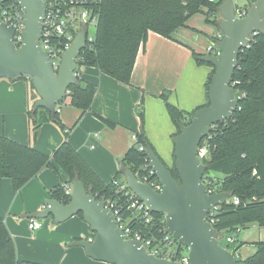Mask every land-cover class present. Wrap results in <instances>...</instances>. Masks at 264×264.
<instances>
[{
  "label": "trees",
  "instance_id": "trees-1",
  "mask_svg": "<svg viewBox=\"0 0 264 264\" xmlns=\"http://www.w3.org/2000/svg\"><path fill=\"white\" fill-rule=\"evenodd\" d=\"M9 3L14 2L9 0ZM218 6L219 2L212 0H101L100 4L92 6L98 14L94 40L80 52L77 63L79 67H94L102 74L128 85L136 57L139 50H144L149 32L169 39L176 30L187 27L189 18L203 8L207 9V22L218 27ZM250 6L248 4L244 8L248 9ZM211 15H214L212 20ZM206 39L212 41L214 37L207 36ZM200 55L193 53L196 64L211 68L205 83L207 96L214 68L200 61ZM237 60L238 65L231 79L238 102L237 109L230 119L214 125L200 145L206 142L208 149L206 158L202 159L206 167L203 178L208 177L214 181L216 192H227L231 199L238 200L236 205L230 199L219 206L213 224L219 238H226L252 223L264 227V35H255L248 47L239 52ZM76 77L77 81L68 88L66 98H69L72 107L84 114L91 107L96 86L83 81L79 76ZM24 78L20 76L16 79ZM26 79L29 88L33 89L31 80ZM161 98L176 129L173 140L178 135V125H187L197 109L208 105L207 97L204 106L185 113L170 104L166 95ZM27 118L31 139L29 144H21L0 136V181L4 178L10 179L13 188L19 190L46 168L60 180L50 191V198L62 204L66 205L70 201V195H65L64 185L71 184L75 179L98 200L102 197L115 198L117 194L111 183H104L67 140L51 155L32 146L43 124L53 123L62 129L58 112L51 115L46 109L38 108L34 112L31 108L27 111ZM98 118L110 127L115 125L107 119ZM135 135L136 142L132 141L120 161L118 176L123 177L126 169L134 175L142 174L143 167L147 164L145 154L138 150V146L142 144L147 147L149 143L142 134ZM174 159L173 154L172 166L167 168L180 183L174 169ZM150 216L148 225H144L142 221L131 220L129 226L134 230L162 237L165 231V215L151 213ZM78 217L82 219L81 214ZM227 245L230 248H224L235 254L243 243L236 239L234 243ZM255 246L256 252L253 255L244 260L236 258L235 263L264 264V241L257 242ZM179 248L180 246L177 249ZM0 264H20L13 239L1 218Z\"/></svg>",
  "mask_w": 264,
  "mask_h": 264
},
{
  "label": "crops",
  "instance_id": "crops-1",
  "mask_svg": "<svg viewBox=\"0 0 264 264\" xmlns=\"http://www.w3.org/2000/svg\"><path fill=\"white\" fill-rule=\"evenodd\" d=\"M206 13L207 9L203 8L193 15L187 27L179 28L169 39L149 32L128 85L94 67H79L77 75L96 86L90 109L83 114L69 104L67 97L57 108L62 129L53 123L43 124L32 146L51 155L67 140L98 177L110 183L114 178H124L118 176L120 161L131 146L132 135L142 134L153 152L171 167L172 136L176 129L161 96L166 95L170 104L185 113L206 104L205 83L211 68L196 64L193 57V53L202 54L207 36L219 32L218 27L207 22ZM197 35L202 37L201 41ZM37 99L26 78L0 79V136L29 144L27 111ZM98 117L115 125L110 127ZM59 183V178L46 168L19 190L13 188L10 179L0 181V218L13 239L18 261L20 264H106L90 259L81 247L72 245L76 239L93 238L87 224L78 216L61 224H54L50 217H34L45 208L50 191ZM30 220L40 221L41 228L29 230ZM247 230L237 237L243 245L235 252V259L244 260L253 255L255 244L264 241V227L252 223Z\"/></svg>",
  "mask_w": 264,
  "mask_h": 264
},
{
  "label": "water",
  "instance_id": "water-1",
  "mask_svg": "<svg viewBox=\"0 0 264 264\" xmlns=\"http://www.w3.org/2000/svg\"><path fill=\"white\" fill-rule=\"evenodd\" d=\"M14 1L23 9L21 42H14L13 29L0 19V79L29 78L38 96L33 111L43 108L54 115L57 106L68 95V88L77 81V58L85 47L86 32L79 31L54 70L51 59L39 43L44 1ZM218 12V29L223 36L216 44L221 54L216 57L201 54L199 58L214 68L207 91L208 105L197 109L187 125L179 124L178 135L174 138V169L180 183L149 146L145 147L144 154L161 191L139 182L130 170L123 173L128 188L148 211L165 215V233L187 248L188 264H236L235 255L219 245L217 231L206 221L207 212L227 202L230 196L227 192L205 193L202 179L206 167L197 156V150L212 127L230 119L236 111L238 102L231 79L238 65V54L248 47L253 36L264 35V0H255L242 18L235 15L234 0H219ZM78 214L82 215L93 238L76 239L72 245L81 247L94 261L106 264H181L149 255L139 241L126 239L117 227L113 213L87 192L78 179L71 183L68 204L50 198L45 208L34 217H50L54 224H61Z\"/></svg>",
  "mask_w": 264,
  "mask_h": 264
},
{
  "label": "built area",
  "instance_id": "built-area-1",
  "mask_svg": "<svg viewBox=\"0 0 264 264\" xmlns=\"http://www.w3.org/2000/svg\"><path fill=\"white\" fill-rule=\"evenodd\" d=\"M45 3L44 14L41 18V34L39 43L43 51L49 56L53 64L54 70H57L61 55L70 48L73 40L79 31L86 32L85 47L90 45L94 40V35H89V29L96 30L98 22V14L92 9V6L100 4L101 0H43ZM213 1V0H212ZM13 4L9 0H0V19L3 23L10 26L14 31V42L20 43V33L23 30L22 19L23 9L13 0ZM255 0L250 1L252 5ZM243 6L234 4L235 15L242 18L246 14ZM264 16V14H263ZM222 33L219 31L214 36L212 41L207 40L203 48V55L219 56L221 54L216 42L221 40ZM254 37V36H253ZM253 39V38H252ZM84 47V48H85ZM78 60V58H77ZM76 73V72H75ZM76 76L77 73H76ZM58 111V110H57ZM137 136L132 135V141L136 142ZM201 145V143H200ZM198 147L197 156L200 161L207 156V144L203 143ZM93 148V146H91ZM138 150L144 152L145 147L140 144ZM147 164L143 167V173L135 175L139 182L151 186L155 191L160 192L161 187L158 180L154 176V172L149 165V161L145 157ZM138 176V177H137ZM205 185V193L212 195L217 193L214 186V181L208 177L202 179ZM111 185L115 188L117 194L115 198L102 197L99 199L104 203V207L110 210L115 216L117 227L123 231L126 239L139 241L145 252L157 258L179 262L181 264H188L187 256L181 253L183 247L179 245L178 241L165 233L158 238L155 235H149L146 231L134 230L129 226L131 220L142 221L144 225L150 224V212L145 204L140 201L128 188L124 178H114ZM65 195L71 194V184L64 185ZM231 198L227 201H229ZM233 204H238L236 198L231 199ZM218 207L207 212L206 221L212 226L214 224V216L218 211ZM41 228V222L37 220H30L28 224L29 230H38ZM239 231V230H237ZM226 242L232 244L235 242V236H228L225 238ZM178 244L179 250L173 245ZM178 248V247H177ZM178 253H180L178 255Z\"/></svg>",
  "mask_w": 264,
  "mask_h": 264
},
{
  "label": "rangeland",
  "instance_id": "rangeland-1",
  "mask_svg": "<svg viewBox=\"0 0 264 264\" xmlns=\"http://www.w3.org/2000/svg\"><path fill=\"white\" fill-rule=\"evenodd\" d=\"M249 1H251V0H234V4L237 5V6H244V5L248 4L247 2H249ZM94 33H95V32H94V29H93V28H90V29H89V35H93ZM197 36H198V38H199V41H201V38H202V37H200V35H197ZM201 45L203 46L202 43H201ZM201 48H202V47H201ZM203 48H204V46H203ZM207 67H208V66H207ZM208 68H209V67H208ZM205 99H206V97H205ZM87 227H88V226H87ZM248 227H250V225H248ZM88 228H89V227H88ZM245 231H248L247 228L240 229L239 231H234V232L232 233V235H229V236H235L236 239H237V237H239L240 233H244ZM218 242H219V244H220L221 246H223V247H227V248H230V246L227 245V242H226L225 236L220 237V238L218 239ZM173 247L177 249L178 244H174ZM181 253H182L184 256H187V253H188L187 248H183V249L181 250Z\"/></svg>",
  "mask_w": 264,
  "mask_h": 264
}]
</instances>
